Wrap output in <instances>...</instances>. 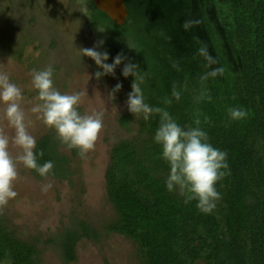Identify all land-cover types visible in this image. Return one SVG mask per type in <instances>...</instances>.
<instances>
[{
	"label": "trees",
	"instance_id": "trees-1",
	"mask_svg": "<svg viewBox=\"0 0 264 264\" xmlns=\"http://www.w3.org/2000/svg\"><path fill=\"white\" fill-rule=\"evenodd\" d=\"M124 4L128 18L117 27L88 0L91 15L86 18L97 33L96 46L104 42L97 50L109 54L108 64L123 55L114 73L128 95L134 77L125 78L122 70L130 62L143 76L140 88L146 104L166 110L185 129L200 120L208 142L227 154L228 174L216 184L220 199L211 213H203L197 201L185 203L179 188L168 191L170 167L154 140L160 116L154 113L145 120L128 112L119 124L133 135L110 148L104 171L114 218L101 231L74 220L44 243L37 237L19 239L0 210V264H40L41 247L49 242L69 264L81 240L97 242L102 233L131 240L139 264H264V0ZM186 21L199 23L186 30ZM97 26L107 30L100 33ZM201 47L215 64L209 66L199 55ZM217 68L224 69L223 75L202 82ZM236 107L248 112L243 120L229 118L228 109ZM34 152L38 165H54L46 177L67 182L74 174L72 161L82 158L53 129L36 141ZM28 171L37 180L45 178Z\"/></svg>",
	"mask_w": 264,
	"mask_h": 264
},
{
	"label": "rangeland",
	"instance_id": "rangeland-1",
	"mask_svg": "<svg viewBox=\"0 0 264 264\" xmlns=\"http://www.w3.org/2000/svg\"><path fill=\"white\" fill-rule=\"evenodd\" d=\"M76 20L81 24L74 23ZM96 40L97 33L79 12L76 0H0V71L8 73L10 81L21 88L22 108L27 112L37 94L31 85L33 70L51 65L54 87L61 94L87 92L78 106L81 115L103 113V127L94 148L71 163V182L51 177L37 180L28 169L18 166L13 183L17 195L0 210L21 240L37 237L48 242L74 220L91 223L101 231L114 218L106 200L104 171L110 148L133 133L119 124V118L129 111L128 89L120 84L118 74L102 75L98 80L95 73L100 70L95 62L77 55L76 48H92ZM118 83L122 87L112 99L109 94ZM32 119L29 132L37 141L50 129ZM0 126L12 135L5 122L0 121ZM45 185L51 187L44 191ZM41 248L40 264H64L54 244ZM69 264H139V259L131 240L102 233L97 242L81 240L75 248V260Z\"/></svg>",
	"mask_w": 264,
	"mask_h": 264
},
{
	"label": "clouds",
	"instance_id": "clouds-1",
	"mask_svg": "<svg viewBox=\"0 0 264 264\" xmlns=\"http://www.w3.org/2000/svg\"><path fill=\"white\" fill-rule=\"evenodd\" d=\"M76 3L82 15H91L88 0H76ZM77 22L81 24L80 20L74 23ZM195 23L199 21H186L183 27L187 30ZM106 30L103 26H97L100 33ZM103 43L101 40L92 48L75 47L80 59L88 57L98 68L103 69V72L95 73L98 80L102 75L114 74L115 68L125 59L122 54H118L112 64L106 63L109 54L97 50ZM199 55L205 58L209 66L217 62L208 54L206 47L199 49ZM137 70L138 66L130 62L122 70L125 78L134 77L126 106L130 113L137 117L142 114L145 120L154 113L160 116L154 140L161 146L162 159L170 167L166 181L168 191L179 188L180 194L185 196V203L195 200L201 212L211 213L216 207L215 202L220 199L216 184L228 174L227 154L208 142L207 133L199 127V119L195 120L196 127L185 129L166 110L146 104L140 88L143 76ZM223 73V68H217L206 73L201 80L203 82ZM31 76V85L37 94L34 103L26 112L21 106L24 102L21 88L10 81L8 73L0 71V121L5 122L6 128L12 130V135H8L5 126H0V209L17 195L13 190V183L18 178V166L35 170L41 177H46L54 166L51 161L42 166L37 163V154L34 152L36 140L29 132V127L34 123L32 117L42 122L45 127L55 130L60 142L68 149H77L81 157L94 148L103 127L102 112L92 111L91 114L81 115L78 111L82 97L87 92L61 94L54 87L51 65L43 70H33ZM121 87L118 83L109 97L114 99L115 93ZM173 96L180 99V94L175 89ZM166 103L170 104L171 101ZM228 115L231 120L237 121L243 120L248 112L239 107L229 108ZM39 155L43 156V152ZM50 187L51 185H45L43 190L47 191Z\"/></svg>",
	"mask_w": 264,
	"mask_h": 264
},
{
	"label": "water",
	"instance_id": "water-1",
	"mask_svg": "<svg viewBox=\"0 0 264 264\" xmlns=\"http://www.w3.org/2000/svg\"><path fill=\"white\" fill-rule=\"evenodd\" d=\"M95 8L105 14L117 27L126 23L128 12L124 0H90Z\"/></svg>",
	"mask_w": 264,
	"mask_h": 264
}]
</instances>
